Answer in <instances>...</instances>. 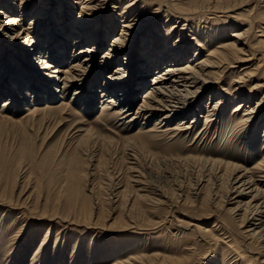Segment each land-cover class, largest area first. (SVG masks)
Segmentation results:
<instances>
[{
    "label": "rangeland",
    "instance_id": "374dc122",
    "mask_svg": "<svg viewBox=\"0 0 264 264\" xmlns=\"http://www.w3.org/2000/svg\"><path fill=\"white\" fill-rule=\"evenodd\" d=\"M51 1L54 9L43 17L44 24L33 25L32 14L39 0L25 5H20L18 0L15 6L0 0V8L6 10L8 16L3 20H8L14 14L19 17L23 11L28 12L29 15L24 13L21 23L30 28V31L36 32L37 35L33 33V37L54 35L52 31L58 28L61 18L77 22L81 9L78 0ZM132 1L110 0L107 1L109 7L101 12L99 18L87 19L86 15L83 16L90 26L96 23L93 19L102 18L104 28L111 27L112 32L106 37V44L100 49L98 57L109 49L112 38L120 34L124 13L129 14L133 9L126 6ZM181 1L180 3L185 2L184 6L186 3L190 4L188 0ZM233 1L239 3L241 0ZM137 2L133 16L130 17L135 19L132 20L135 24L132 28L137 34L132 38L127 37L128 40L133 39L130 45L142 46L152 34L168 37L171 26L177 20H167L164 12L157 17L153 16V11L137 16L143 4L142 0ZM240 6L242 9H238V12L248 15L247 10H251L254 5L240 4L235 8ZM257 12L264 21V7L255 9L254 14ZM179 21L170 42H175L178 38L184 23ZM229 26L226 34L214 45L231 38V33L236 29ZM129 30L127 29V33ZM187 33L186 37L195 43L191 41L194 33L188 30ZM22 38H25L24 35L17 38L20 44L15 46L17 48L7 49L9 44L5 40L0 42V58L9 59L8 63H1L0 72H10L8 79L0 84V264H113L120 259L137 255H143L149 262H155L153 264H167L163 260L186 259L189 263H199L202 260L205 264H221L219 260L227 252L226 245L220 243L211 250L200 241L195 226L190 225L193 222L212 228L219 221H224L232 234V246L237 253H231L239 255L235 264H260L258 260L264 259V237L249 236L248 241H242L246 223L243 231L239 227L245 204L253 193L239 198L236 189H229L230 178H218L205 172L204 162L199 159L220 158L226 162L248 165L250 168L263 157L264 129L260 130L258 149L250 155L249 148L246 149L242 143L217 138L216 133L222 129L223 120L213 129L204 130L202 117L192 131L165 133L166 127H158L157 134L161 136L158 137L157 146L144 149L136 143L127 145L124 143L126 137L130 138L140 131L156 127L155 121L149 124V120L146 121L144 117L133 119V115L121 119L114 115L107 122L100 115L101 93L95 94L94 101L90 99L92 94L89 93L94 88L99 89L104 80L98 78L97 82L93 81L95 78L90 75L85 77L83 85L78 83L63 89L62 80H58L55 86L57 89L52 87V92L49 91L52 95H46V90H49L47 86L41 94H36L40 91L33 92L37 88L29 87V83L34 85L35 82H20V72L13 70V67L19 68L24 62L25 55L20 54L26 48L21 45L25 42ZM258 40L264 41V24L253 42L257 43ZM43 43L42 54L46 56L48 39ZM72 43L73 41L71 45ZM206 53V50H202V56ZM71 54L73 55L72 49ZM193 55L194 51L189 54L190 57ZM26 60H32L33 64L38 62L30 54ZM52 60L53 58L51 62ZM187 61L189 59L185 62ZM63 62L58 63V66H65L66 61ZM245 64L236 63V69L239 70ZM116 65L112 64V68L115 69ZM135 68L129 69V79L131 76L132 79L136 77ZM235 76L237 73H224L222 84L227 85ZM13 83L19 85L16 94L13 93ZM130 83L131 94L135 96L137 104L144 96L146 87L143 89L132 80ZM41 86L44 88V85ZM185 94L183 91V95ZM245 95L249 98V94ZM263 95L264 89L253 92L250 105L256 106ZM206 96L204 101L208 100V93ZM8 98L10 104L4 106V101ZM240 100L239 97L237 103ZM235 104L229 107V113L233 111ZM192 105L193 110L194 104ZM35 106H39L41 110L35 112ZM188 116L190 120V114ZM86 127L92 130L91 136L81 139L83 133L79 130ZM165 151H171L179 158H170V153ZM188 155L195 159L186 158ZM136 180L141 183H136ZM139 193L147 196L148 200L145 202L138 199ZM154 198L160 201L156 206H152L150 202ZM2 201H9L12 205L2 207ZM240 203L243 205L242 209L239 207ZM40 216L44 217L39 218ZM252 217L251 214L250 218ZM47 218H54L58 224ZM255 218L258 220L251 219V223L257 224L252 228L263 229L261 233L264 234V213ZM132 225L152 229L141 236L137 234L140 232L135 233L139 229ZM86 227L88 228L85 229ZM122 229L127 230L122 233ZM95 232H99L98 235H94ZM45 242L47 243L43 247ZM192 247L195 248L193 252ZM231 253H228L229 256ZM211 255H214L218 263Z\"/></svg>",
    "mask_w": 264,
    "mask_h": 264
},
{
    "label": "bare ground",
    "instance_id": "6f19581e",
    "mask_svg": "<svg viewBox=\"0 0 264 264\" xmlns=\"http://www.w3.org/2000/svg\"><path fill=\"white\" fill-rule=\"evenodd\" d=\"M3 1L13 6L18 2V0ZM32 1L20 0V5L31 4ZM107 1L110 0H78L81 4V9L77 22L74 23L72 20L65 21V18H61V21L57 25L58 28L52 31L54 35L46 36L45 34L41 37H33V35H37L36 32L30 31V28L24 27L23 23H21L25 15L24 13L29 15L28 12L20 11L23 13L20 15L21 17L14 14L8 20H3V18H7L8 16L6 10L3 11L0 8V42L1 40H5V43L9 44L7 49H10L11 47L20 46L19 39L17 40L18 37H22V35L25 37L22 38L25 42H22L21 45H25L26 48L24 47L25 50H21L23 53H20L25 55V57L23 56L24 62L19 68L13 67L14 71L20 72L18 80L20 82L23 81L22 83L35 82L34 85L29 83V87L34 86L37 88L32 90L33 92L40 91L36 94H41L46 86L49 87V90H46L47 95L52 90V87L57 86L58 80L59 82L62 80L64 84L62 86L63 89H67L78 83L79 85H83L85 77H89V75L90 77H94L93 81L96 82L98 78H103L104 81L101 83V87L97 90L94 88L89 93L92 94L90 99L93 101L96 100L95 94L101 93L102 106L100 115L104 116L107 122L114 115L120 116L121 119L134 115L133 119L144 117L146 121L149 120V124L152 121L156 123V127H151L145 132L140 131L136 136L126 137L124 143L127 145L131 143L135 145L136 143V145L144 149L154 145L157 146L159 145L158 137L161 136L157 134L159 133L158 127H166L164 128L166 130L163 129L165 133L192 131L200 123V117H202L205 124L204 130L213 129L223 120L222 129L216 133L217 138L222 137L225 140L229 139V141L234 140L237 143H242L246 149L249 148V155L253 154L258 149L260 130L264 129V105L261 104L264 103V95L257 102L256 106L250 105L252 103L253 92H257L258 89H264V41L258 40V45L253 42L256 33L260 32V28L264 24L261 14L258 12L254 14V12L255 9L264 7V0H241L239 3H235L233 0H188L190 4L186 3L185 6V2L180 3L182 2L181 0H166V3L163 0H161L162 2H159V0H142L143 4L137 16L153 11V16L157 17L160 13L164 12L167 14V20L175 18L177 21L174 22L173 27L171 26L168 37L163 38L162 34H152L145 39L142 46H136V44L131 46L130 44L133 39L128 40L127 37L132 38L137 34L134 33V28H132L135 25L132 23V20L135 19L130 18L136 9L135 4L138 3L137 0H133L126 6L133 9L129 14L127 12L124 13L120 34L112 38L113 42L109 46V49L104 51L101 57H98L100 49L106 44V37L112 32L110 31L111 27L104 28L101 22L102 18L100 20L93 19L96 23L90 26L83 16L86 15L87 19L99 18L101 12L109 7ZM240 4L243 6H254L251 10H247L249 14L245 15L238 12V9H242L241 6L235 8ZM51 6V0H39L36 10L33 14L31 13L34 19L33 25L44 24L43 17L47 16L49 10L54 9ZM72 9H75V7ZM179 20L181 23H184L177 36L178 38L175 42H170V39L174 38V29L178 28L176 24ZM232 24H235V26ZM229 25L236 29L231 33V38L221 41L218 45H214L215 42L222 38L224 33L226 34L228 28H230ZM127 29H130L128 33ZM187 30L194 33L191 41H195V43L190 42V39L186 37L188 35ZM202 33L205 35L202 36ZM260 35L262 36V34ZM15 36L17 38H14ZM45 39L49 41L48 55L46 56L42 54L41 48L44 46L43 42ZM71 41H73L72 45ZM71 49L73 50V55H70ZM202 50L207 51L203 56ZM192 51H194V55L190 57L189 54ZM28 54L31 55V58L36 57L38 62H34L33 64L32 60H26ZM200 55L201 57H199ZM57 57L58 60L56 59ZM1 59L0 65L3 62H5L4 64L9 62L7 57ZM186 59H189V61L185 62ZM63 60L66 61V65L58 66V63H64ZM239 62H245L246 64L238 70L236 69V63ZM114 63L117 64L115 69L112 68V64ZM130 68L137 70H135L136 77L134 79H132V76L129 79L130 75L128 72ZM227 72L237 73V76L224 86L222 82L226 76H223ZM7 76H10V72L5 74L0 72V84H3L8 79ZM131 80L143 89L146 87L144 96H142L141 101L137 104L135 96L131 94ZM253 81H256L255 84L248 88ZM12 85L14 87L13 93L16 94L15 92L19 85L17 84L16 86L15 83ZM41 85H44V88ZM183 91L186 93L185 95H183ZM51 92L49 95H52ZM206 93H208L209 98L207 101H204L207 97ZM245 94H249V98ZM239 97L241 100L237 103ZM4 103V106L9 105L10 99L8 98ZM192 103L194 104L193 110L195 109V111L191 108ZM232 104H235V106L233 107V111L229 113L228 109ZM33 109L35 112L41 110L39 106H35ZM192 111L195 113L193 114ZM188 114H190V120H188ZM177 122L178 124L176 125ZM79 131L83 133L81 139L91 136L92 132L87 127ZM165 152L170 153V158H179L177 154H173L171 151ZM262 155L263 157L250 168L248 165L243 166L233 162H226L220 158L199 159L201 162H204L203 168L206 170L205 172L218 178L224 176L230 178L231 184L229 189L230 191L236 189L235 191L239 198L253 193L252 198L246 202L245 211L241 215L239 227L242 231L243 225L246 223L244 225L245 234L241 237L242 241H248L249 236L264 237V234L261 233L263 229L252 228L257 223H251V219L258 220L255 218L256 215L264 213V151ZM239 157L241 156L239 155ZM186 158L195 159L192 155H188ZM136 183L140 184L141 182L140 180H136ZM201 185L202 183L199 187ZM137 198L145 202L148 200L147 196L140 193L137 195ZM150 202L154 206L160 201L154 198ZM1 205L8 208L12 203L2 201ZM239 207L242 209L243 205L240 203ZM251 214L253 215L252 218H250ZM234 215L236 219V214ZM53 219L47 218V220L55 222ZM70 222L78 223L76 221ZM190 225L195 226L196 231L200 235V241H203L211 250L220 243L226 245L227 252L219 260L221 264L236 263L238 260L236 258L239 255L234 256L231 253H237V251L232 246V234L229 232L228 226L224 221L216 222L212 228L193 222ZM129 226L130 224L127 227ZM132 227L137 228L136 225H132ZM48 229L50 232L51 225ZM123 229L122 233L127 230ZM129 229L132 228L129 227ZM137 229L139 231L136 230L135 233L140 232L141 234H137L145 236L146 232H150L152 228L138 227ZM98 233L95 232L94 235H98ZM46 243L43 244V247ZM194 250L195 248L192 247V252ZM228 253H231L230 256ZM211 256L217 262L214 255ZM162 262L167 264L206 263L202 260L199 263H189L187 259L183 261L163 260ZM258 262L260 264L264 263V259H259ZM153 263L155 262H149L143 255H137L120 259L113 264Z\"/></svg>",
    "mask_w": 264,
    "mask_h": 264
}]
</instances>
